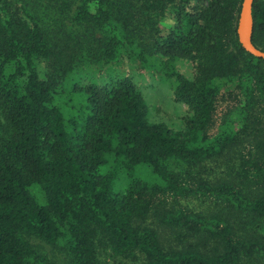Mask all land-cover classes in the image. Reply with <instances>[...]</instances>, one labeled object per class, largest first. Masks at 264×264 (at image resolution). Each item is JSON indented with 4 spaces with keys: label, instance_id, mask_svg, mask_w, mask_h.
I'll list each match as a JSON object with an SVG mask.
<instances>
[{
    "label": "trees",
    "instance_id": "16d2710c",
    "mask_svg": "<svg viewBox=\"0 0 264 264\" xmlns=\"http://www.w3.org/2000/svg\"><path fill=\"white\" fill-rule=\"evenodd\" d=\"M241 4L0 0V264H264V58ZM251 15L264 51V0ZM138 67L170 81L181 129L149 118ZM138 164L159 181L113 191Z\"/></svg>",
    "mask_w": 264,
    "mask_h": 264
},
{
    "label": "rangeland",
    "instance_id": "374dc122",
    "mask_svg": "<svg viewBox=\"0 0 264 264\" xmlns=\"http://www.w3.org/2000/svg\"><path fill=\"white\" fill-rule=\"evenodd\" d=\"M186 61V60H185ZM178 60L177 69L190 77V62ZM154 71V70H152ZM158 71V70H157ZM146 72V71H145ZM143 68H137L131 74L133 81L140 87L144 99L148 106V116L156 122H163L168 127L179 130L183 126L182 118L184 107L173 99L170 81L164 77H154L149 72L145 73ZM119 177L114 181L113 191L120 192L127 185V174L131 177H137L147 183H155L159 178L147 164H138L132 169H121Z\"/></svg>",
    "mask_w": 264,
    "mask_h": 264
},
{
    "label": "water",
    "instance_id": "95a60500",
    "mask_svg": "<svg viewBox=\"0 0 264 264\" xmlns=\"http://www.w3.org/2000/svg\"><path fill=\"white\" fill-rule=\"evenodd\" d=\"M252 2L253 0H242L236 31L240 44L247 52L264 58V51L257 48L251 40L253 30V19L251 15Z\"/></svg>",
    "mask_w": 264,
    "mask_h": 264
}]
</instances>
